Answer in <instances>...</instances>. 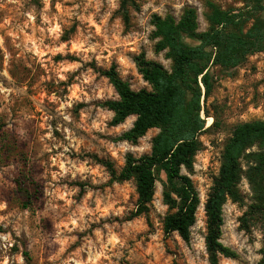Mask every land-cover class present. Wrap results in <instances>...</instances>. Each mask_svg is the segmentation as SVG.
<instances>
[{
  "label": "rangeland",
  "instance_id": "1",
  "mask_svg": "<svg viewBox=\"0 0 264 264\" xmlns=\"http://www.w3.org/2000/svg\"><path fill=\"white\" fill-rule=\"evenodd\" d=\"M209 2L222 10L244 6V0H0V264H210L204 203L233 128L264 122V50L234 70L216 69L205 127L213 116L215 123L199 136L191 169L181 168L199 198L187 242L163 231L170 212L163 174L148 213L134 217V180L117 181L98 162L118 172L127 154H148L159 132L149 129L134 143L119 139L135 116L111 123L103 103L118 95L103 72L114 67L132 90H150L134 58L143 54L171 68L166 50L155 49L152 17L178 19L191 7L197 32H204ZM182 40L198 43L189 35ZM238 189L240 201L222 204L219 238L236 257L219 256L216 264L261 258L264 218L249 215L254 201L246 178Z\"/></svg>",
  "mask_w": 264,
  "mask_h": 264
},
{
  "label": "trees",
  "instance_id": "2",
  "mask_svg": "<svg viewBox=\"0 0 264 264\" xmlns=\"http://www.w3.org/2000/svg\"><path fill=\"white\" fill-rule=\"evenodd\" d=\"M207 9L209 27L200 33L194 8H186L178 19L171 15L152 17L153 36L158 39L155 49L166 50L171 68L167 71L143 54L134 58L150 90H132L114 67L103 72L118 95V99L103 103L113 112L111 123L117 125L128 116H135L131 128L119 139L134 143L149 129L157 128L159 132L152 138L148 154L139 157L127 154L118 172L111 162H98L117 181L134 180L137 194L134 217L148 213L155 182L163 174L162 201L170 210L163 219V231L176 233L185 242L195 223L199 198L181 168L191 169L193 157L201 146L199 136L215 123L212 115V123L205 127L206 118L211 115L208 99L218 80L216 69L234 70L247 56L264 50V0H244L242 8L231 10H222L209 2ZM183 35L193 37L198 43L186 44ZM242 177L253 194L249 215L264 218V122L261 120L237 124L223 147L218 174L204 203L205 248L210 264H216L219 256L236 257L234 251L219 241L221 207L227 198L241 200L238 184ZM18 186L28 197L23 184L20 182ZM260 254L259 264H264V246Z\"/></svg>",
  "mask_w": 264,
  "mask_h": 264
},
{
  "label": "bare ground",
  "instance_id": "3",
  "mask_svg": "<svg viewBox=\"0 0 264 264\" xmlns=\"http://www.w3.org/2000/svg\"><path fill=\"white\" fill-rule=\"evenodd\" d=\"M210 122H211V121H210V119H208V124H207V125H209V124H210Z\"/></svg>",
  "mask_w": 264,
  "mask_h": 264
}]
</instances>
